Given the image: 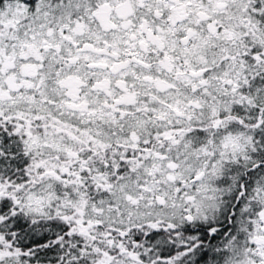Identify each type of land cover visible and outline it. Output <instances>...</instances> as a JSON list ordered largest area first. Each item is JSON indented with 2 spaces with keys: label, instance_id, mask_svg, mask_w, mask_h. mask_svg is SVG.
<instances>
[{
  "label": "snow or ice",
  "instance_id": "snow-or-ice-1",
  "mask_svg": "<svg viewBox=\"0 0 264 264\" xmlns=\"http://www.w3.org/2000/svg\"><path fill=\"white\" fill-rule=\"evenodd\" d=\"M0 264H264V0H0Z\"/></svg>",
  "mask_w": 264,
  "mask_h": 264
}]
</instances>
